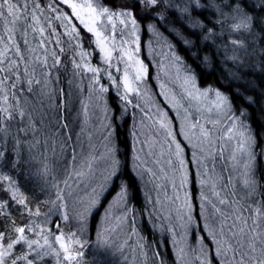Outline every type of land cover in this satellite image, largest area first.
I'll use <instances>...</instances> for the list:
<instances>
[{"label":"trees","instance_id":"trees-1","mask_svg":"<svg viewBox=\"0 0 264 264\" xmlns=\"http://www.w3.org/2000/svg\"><path fill=\"white\" fill-rule=\"evenodd\" d=\"M175 1L178 2L173 6L167 0H162L157 7L145 8L141 5L140 8L135 9L141 29L142 44L146 40H154L149 27L154 26L161 35L158 36L159 39L164 41L162 45L169 43L172 46L186 68L194 74L200 87L216 89L230 98L234 114L242 119L252 136L251 144L252 152H254L252 166L256 182L253 195L246 196L248 190H242L238 185L233 186L229 182L228 178L231 177L229 167H226L223 161L225 158L219 155L220 151L217 148L210 147L211 152L207 154L209 148L205 146V176L201 175L200 154H197V161L194 163L191 158L192 148L176 131V141L180 143L188 161V187L185 189L183 186L184 191L179 192V199L171 200L169 198L171 193L164 179L142 167L140 162L143 158L139 159V153L135 150L138 139L137 125L140 121L142 122L144 113L131 105L121 104L119 101L121 94L118 83L119 71L114 65L109 67L104 64L94 44L89 46L87 42L91 39L89 34L85 37L83 47L86 52L90 53L86 57L89 66L100 69L95 79H93V73L73 68L70 59L71 51L65 43L60 46L65 47L68 54L62 57V66L58 70H52L47 86L36 85L31 93L26 91L18 93L19 104L25 109L27 115L23 121L15 122L12 135H19L20 143L15 145V150H13V140L11 136L8 138V151L5 152V161L0 166V170L17 180L21 191L29 197V207L33 209L40 207L42 215L33 219L53 232L57 231L55 227L57 224L64 233L77 231L79 220L73 217L84 210L88 200L83 197L88 196V188H85L84 179L74 178L69 181V184L73 185L74 180L79 179L78 200L73 201L71 186L65 187L62 181L68 174L66 166L70 170L73 164V154L80 158L87 151L88 143L85 134L89 129L84 122L89 114V105L96 100L105 107L104 117L107 127L104 129L105 125L102 126L101 134L97 138V147L100 150L103 143L109 146L110 142L114 157L120 163L121 180L128 184L130 193L127 202L121 205L117 214V216L126 217L123 223L124 233L118 238L112 235L114 248L116 245H124L123 250L116 252L114 256H108L105 264H110L111 261H115L116 264H203L204 256L200 251L202 245L207 249L210 264H222L223 258L216 254V245L205 227L209 223L216 226L221 218L218 213L214 212L208 201L215 203L222 211L227 212L228 208L218 203L217 197L213 194L212 185L215 184L216 191H219L222 197L227 196L230 190L237 191L238 195L235 198L245 196L246 198L241 203L250 205L252 208L264 202V31H261L264 23H260L264 21V11L261 10L264 0H246L245 11L253 17L252 31L240 33L230 30V22H226L223 27L214 24L218 19H223L216 6H219L224 13H230L231 9L225 5L231 4L232 0H200L201 5L205 7L190 11L192 17L202 22V28L190 27L188 14L181 11L184 7L183 3L188 0ZM39 2L41 5L44 4V0H39ZM132 2L134 0H103L104 4L114 9H119L125 3ZM18 3L22 5L24 0H18ZM252 5L256 7L253 8ZM29 7H31L30 0ZM44 15L52 16L53 14L46 11ZM41 22L48 27L43 17H41ZM30 23V20L21 19L14 26L8 25V27H14L15 38L21 43L22 49L25 46L21 40V33ZM51 26L57 28V31H63L55 20L52 21ZM77 26L82 28L78 23ZM206 29H214V32L210 34ZM27 32L29 45L35 47L40 39L38 34H33L31 28H27ZM0 35H6L2 21H0ZM45 35L47 36L48 33L46 32ZM205 36L209 39L205 40ZM62 39L66 41L67 37L64 36ZM233 39L244 40L247 47V52L244 50L236 52L242 61L239 65L229 59L234 54L230 43ZM185 40L192 41V45L185 44ZM46 46L49 49L56 47L55 45ZM37 54H40L39 49ZM25 55L27 56V53ZM205 57L209 58L208 61H205ZM145 60L152 68L151 60L147 58ZM49 63H51V57H49ZM36 78L43 80L39 69ZM102 87L107 91L101 92ZM249 97L252 103H249ZM166 112H169V108ZM241 112L244 113L243 116ZM140 113L141 116H139ZM172 116H174L173 113ZM174 123L176 126L177 121L174 120ZM19 128H26L27 132H17ZM159 143L163 141L160 140ZM29 148H31V155L36 158L31 165L24 163L29 158ZM16 151L19 152L20 163L17 164V168H12L10 161L16 158ZM40 162L51 169V174L43 180L29 175L28 172L29 167L35 172L41 166ZM172 162H176V171L181 168L177 158L176 160L172 158ZM208 168H210L209 175H207ZM181 170L185 171L183 168ZM198 171L199 178L203 176V181H205L201 185L198 182ZM206 175L209 176L208 185ZM225 184L228 185L227 188L224 187ZM37 185H42L44 190L42 191ZM2 187L6 188L7 185H2ZM116 191L117 189L111 186L101 196L100 203L91 209L86 233L80 237L87 241L83 264H96L97 262L99 253L94 243L96 233L101 227L105 212L114 202ZM57 192L63 194V201L56 199ZM186 195H188L187 203L192 211L190 213L191 222H188V208L184 206ZM3 198H6V193L0 192V199ZM227 198L233 199L231 196ZM51 202H55L56 205L64 203L66 207L53 208L49 212L52 208ZM164 205L169 211H165ZM171 206H173V212L169 208ZM20 208L19 205L12 207L11 201L9 202V211L16 225L24 223V219L17 211ZM212 211L214 216L210 221L208 214ZM64 212L68 213L67 221L63 219ZM170 214H176L172 223L166 221ZM244 215L251 216L253 213L245 211ZM46 219L47 223H45ZM6 223L11 230L12 220L3 217L0 218V231H4ZM231 224L232 220L229 219L225 224V235L218 234L217 238L229 240L234 244V238L228 231ZM237 224L239 225V221ZM251 224L252 220L249 219L248 225ZM261 230L264 229H257V231ZM232 231H238V228ZM201 237L204 238L203 241ZM257 246L259 247V239H257ZM180 249L183 251L180 252ZM239 258L240 253L237 252L236 259ZM45 260L47 264H55L52 257H47Z\"/></svg>","mask_w":264,"mask_h":264},{"label":"snow or ice","instance_id":"snow-or-ice-1","mask_svg":"<svg viewBox=\"0 0 264 264\" xmlns=\"http://www.w3.org/2000/svg\"><path fill=\"white\" fill-rule=\"evenodd\" d=\"M161 2L162 0H134L132 3H125L119 9H113L104 4L103 0H44L43 5H41L39 0H30L31 7H29V0H24L22 5H19L18 0H0V21L4 23V33L6 34L0 35V166L5 161V152L8 151V138L11 136L13 140V150H15V145L20 143L19 135H12L15 122L23 121L27 115L25 109L19 104L18 93L25 91L31 93L36 85L43 84L47 86L49 77L52 75V70H58L62 66V57L68 54L65 47L60 45L65 43L68 45L71 51L70 59L74 69L91 72L93 73V79H95L100 69L91 67L86 62V57L90 53L86 52L83 47L85 37L88 34L92 35L94 39L87 41L89 46L94 44L102 55L104 64L111 67L113 52L117 51L115 42L116 24L119 23L123 28L129 29L128 35L135 36L140 28L135 9L140 8L141 5L145 6V8L149 6L157 7ZM245 4L246 0H232L231 4L225 5L231 9L230 13H224L219 6H216L217 11L220 12L223 19H218L214 24H219L223 27L226 22H230L229 27L232 32H251L253 17L245 11ZM61 5L67 6L70 12L64 11ZM202 7L205 6L201 5L200 0H188L181 9L183 13L188 14L190 27H203L202 22L192 17L190 11ZM252 7L255 8L256 6L252 5ZM261 10L264 11V5H261ZM46 11L53 15L45 16ZM41 17L48 24V27L42 24ZM159 18L162 19V17ZM21 19L31 21L26 26L25 31L21 33V40L25 46L23 49L21 48V43L15 38L14 27H8L9 24L14 26ZM53 20L58 22V27L63 29L62 32L57 31V28L51 26ZM74 21L78 22L82 28L78 27ZM260 23H264V21H260ZM149 27L154 33H157V29L154 26L150 25ZM27 28H31L33 34H38L40 38L35 47L29 45ZM206 31L211 34L214 32V29H206ZM261 31H264V27L261 28ZM46 32L48 33L47 36L45 35ZM64 36L67 37L66 41L62 39ZM204 39L207 40L209 37L205 36ZM124 43L126 41L122 40L118 58L119 60H123L126 66H134V81H141L147 73V68L142 61L136 58L135 53L139 49L138 47L134 50L127 49L123 47ZM184 43L191 46L193 42L185 40ZM230 43L234 54L229 59L234 64L239 65L242 61L236 52L239 50L247 52L246 44L241 39H233ZM46 45H55L56 47L49 49ZM38 49L40 50V54H37ZM25 53H27V56ZM49 57H51V63H49ZM173 59L175 62H181V58L175 53H173ZM204 59L208 61L209 58L205 57ZM38 69L43 80L36 78ZM117 71H119L118 68ZM110 78L114 81V78L111 76ZM180 79L182 80L180 87L183 90L181 99L186 97L189 101V106H191L192 101H200L201 98L207 97L209 90L201 91L196 86L194 74L189 72V74L180 77ZM123 87L125 90L124 99H127L128 92L138 91L133 86V82L129 80L127 68L124 71ZM100 91L104 92L107 89L102 87ZM214 96L215 101L213 107L205 110L212 112L214 108L218 116H225L233 121L225 128V134L229 140L239 136L237 148L231 155L233 161L237 160V152L248 153L249 159L243 165L244 171L241 173L240 180L242 188L248 190L246 196H251L255 193L256 189L251 162L252 153L250 151L252 142L251 133L249 132L246 135L244 131L240 130L247 126L242 121L239 125L236 123L239 117H236L233 113L230 98L218 90L214 91ZM248 99L249 103H252L251 97ZM171 100L174 107H184L181 101L176 98L175 94L172 95ZM184 112V119L187 121L190 115L188 108H184ZM243 115L244 113L241 112V116ZM207 123L211 124L212 128L205 127L199 121L194 123L190 122L187 124V127L192 130L198 129L200 143L207 141L211 144L213 142V130L220 123V120L208 119ZM29 124L31 125L30 119ZM159 124L168 136L173 137L175 155L180 167L183 168L185 164L183 149L180 143L175 140V136L171 130V122L166 112H161ZM17 132L26 133L27 129L19 128ZM183 134L186 139L191 141L192 137L187 132ZM192 146L198 147L199 145L193 144ZM220 151L222 152V149ZM35 160L36 158L31 155V148H29V158L24 163L31 165ZM72 161L73 164L70 166V170L66 166V172L68 174L62 181L65 187H70L69 181L74 178H90L96 174L94 165L97 162V158L91 152L80 158L73 154ZM10 163L12 168H17V164L20 163L18 151H16V158L11 160ZM40 163L41 166L35 172L31 170V167H29L28 172L29 175L43 180L51 174V169L43 162ZM101 175L103 182L98 187L92 189L90 198L84 206V210L76 213L73 217L79 220L77 231L64 233L58 224L55 225L57 231L53 232L51 229L42 227L37 223L33 218L42 215L40 207L37 206L35 209L29 207V197L21 191L17 180L0 170V192L6 193V198L0 199V218L7 217L9 220H12L11 230H9L6 223L4 231H0V264H47L45 260L47 257H52L55 264H83L84 249L87 241L80 237L86 233L91 209L100 203L101 196L111 186L117 189L112 206L125 204L130 195L128 184L121 180L120 163L114 156L107 158V166ZM186 178L187 174L185 173L181 179V187L184 186ZM231 179L232 177L228 178L229 182H231ZM201 183L203 184L205 181L202 180ZM2 185H7V187L4 188ZM37 186L41 187L42 191L44 190L42 185ZM54 186L58 187V185ZM224 187L227 188L228 185L225 184ZM212 191L217 197L218 203L220 205H226L228 208L227 212L222 211L215 203L208 201L214 212L218 213L221 218L216 226L209 223L205 227L208 235L216 245V254L223 258L222 264H264V230L257 231V229H264V202H260L257 207L252 208L250 205L241 203L246 198L245 196H241L239 199L235 198L238 195L235 190H230L227 196L222 197L221 193L216 191L215 184H213ZM228 196L233 197V199L229 200L227 198ZM56 199L63 201V194L57 192ZM10 201L12 207L16 205L21 206L17 211L22 219H24L22 225H16L15 220L12 219V214L9 211ZM51 203L52 208L49 209V212L53 208L66 207L64 203L60 205H56L55 202ZM184 206L188 208V222H191V206L187 203V197H185ZM245 211L253 213L254 215L245 216ZM44 215L47 217V213ZM63 219L65 221L69 219L67 212L63 213ZM125 219V216L110 218L107 211L105 212L104 220L96 233L94 242L99 253L96 264H105L108 256H114L116 252H122L124 245H116L114 248L112 234L118 230H122ZM181 219H183V216H181ZM205 219L207 220V217ZM229 219L232 220V224L229 226L228 231L231 233V237L234 238V244L229 240L217 238L218 234L220 236L225 235V224ZM249 219L252 220L250 226L248 225ZM237 221H239V225ZM45 223H47V219ZM235 228H238V231H232ZM13 233L15 234L14 236ZM200 239L203 241L204 238L201 237ZM257 239H259V247L257 246ZM245 240H247V243H245ZM179 251L182 252L183 249ZM200 251L204 256L203 264H210L206 247L202 245ZM237 252L240 253L239 259H236ZM229 254H231V257H229ZM110 264H116V262L111 261Z\"/></svg>","mask_w":264,"mask_h":264},{"label":"rangeland","instance_id":"rangeland-1","mask_svg":"<svg viewBox=\"0 0 264 264\" xmlns=\"http://www.w3.org/2000/svg\"><path fill=\"white\" fill-rule=\"evenodd\" d=\"M168 3H171L172 6L176 4L175 0H167ZM187 3H183L184 5ZM62 9L66 12H70V10L65 5H61ZM114 9V8H113ZM200 9V8H197ZM196 9V10H197ZM78 23V22H77ZM139 23V21H138ZM152 31V30H151ZM129 29L123 28L119 23L116 24V32H115V42L117 45V51L113 52V60L112 65L115 66V69H119V88L121 91L119 101L124 105H131L136 107V110H140L139 112H143V120L139 122L137 125L138 139L136 140L135 150L139 153V159L141 160L142 167L153 171L157 177L164 179V183L168 186V190L170 191V199L175 200L179 199V192L184 191L183 187H181V179L184 174L188 175V161L185 158L186 155L183 154V159L185 161L182 171L181 168L176 171V162H172V158L176 160L175 155V143H173V137L168 136L166 131L160 127L159 120L161 112H166L169 108V112H166L168 115V119L171 122V130L175 136L176 131H178L183 140L192 148L191 158L196 163L197 154H200V162H201V175L205 176V146L209 148L207 150V154H210L211 148H217L219 151L222 149V152H219V155L224 156L223 159L226 167H229L230 175L232 177L231 183L233 186L238 185L240 189L246 190L242 188V183L240 180L241 173L244 171L243 165L248 162V153H236L237 160L233 161L231 159V155L235 152L237 148V143L239 140V136L236 138L229 140L225 134V128L229 126L233 121L229 120L225 116H218L215 109L213 108L212 112H208L205 109L209 107H213V103L215 101L214 91L216 89L212 88H202L199 86L196 80V86L201 90H209L206 98H201L200 101H192L191 106H189V101L185 97L181 99V94L183 92L180 84L182 80L180 77H183L189 74V70L186 68L184 62H175L173 59V53L175 50L171 45L164 44V41L159 39V33H153V41L146 40L142 44L141 37V29L136 32L135 36H130L127 33ZM123 33V34H122ZM91 35V34H89ZM138 38V39H137ZM91 39H94L91 35ZM126 41L123 44V47L127 49H135L138 47L139 51L135 53L136 58L144 63L147 68V73L143 77L141 81H134V66H126L123 60H119V47L121 45V41ZM135 41V43H134ZM155 41V42H154ZM154 42V43H153ZM97 52L99 50L96 48ZM177 55V53H175ZM100 59H102V55L99 53ZM145 58L151 60L153 67L150 68L149 64L146 62ZM106 65V64H105ZM129 73V80L133 82V86L138 89V91H132L127 93V99H124L125 90L123 87V79H124V71L126 70ZM191 73V72H190ZM192 74V73H191ZM151 78V79H150ZM100 87V86H99ZM175 94L176 98L181 101L184 105L183 108L174 107L171 97ZM136 105V106H135ZM184 108H188L190 113L188 120L184 119L185 112ZM105 107L93 101V104L89 105V114L85 120V126L87 125L86 140L88 143V148L85 154L92 153L96 156L97 162L94 165L96 169V174L90 178H84L85 188H88V196L83 197L84 199L89 200L90 194L94 187H98L99 184L103 182V178L101 173L104 172L105 167L107 166V158L109 156H114L113 150L106 143L102 144L101 149L99 150L97 147V138L101 134L102 126L105 125L104 129H106L107 124H105L104 117ZM174 116H172V113ZM141 113L139 116H141ZM234 113V112H233ZM171 115V116H170ZM235 115V114H234ZM237 117V115H235ZM203 117V118H202ZM173 118V119H172ZM140 119V118H139ZM208 119L216 120L219 119L220 123L216 125L213 130V142L209 144L207 141L200 143L198 138V129L192 130L187 127L188 123H194L199 121V123L204 124L205 127L212 128V125L207 123ZM174 120L177 121V125L175 126ZM242 119L239 117V120L236 123L239 125ZM245 125V123H243ZM245 132L247 135L249 133L247 127L240 129ZM86 132V131H85ZM187 132L189 136L192 137L191 141L185 138L184 134ZM162 140L163 143H159ZM175 140L176 136H175ZM193 144H198V147H193ZM199 149V151H198ZM99 150V152H98ZM98 153H97V152ZM210 151V152H209ZM250 151L252 153V165L254 161V152H252V144L250 145ZM178 160V159H177ZM171 161V163H169ZM188 168V169H187ZM253 168V166H252ZM208 173H210V168H208ZM200 173L197 172L198 182L201 185V181L203 180V176L200 179ZM206 175V176H207ZM229 175V176H230ZM206 183L208 185L209 176L205 177ZM81 184V183H80ZM205 185V184H204ZM81 186H83L81 184ZM185 189L188 187V177L184 183ZM79 190V179L74 180L72 185L71 183V199L73 201H77V195ZM205 191V187H204ZM189 194V193H187ZM186 195L185 197H187ZM114 203V202H113ZM111 206L107 209V213L110 218L117 217V214L120 211L121 205ZM72 205H75L71 202ZM164 209L166 206L164 205ZM171 212H173V206L169 207ZM165 211H169L168 208ZM175 211V210H174ZM192 212V211H191ZM165 215V213L163 214ZM254 215V214H253ZM214 216L213 211L208 214L209 220L211 221ZM176 217V214H170V216L166 219L168 223H172ZM124 225V224H123ZM122 225V230H118L116 233L112 235L117 238L121 234L124 233V228ZM134 257V256H133Z\"/></svg>","mask_w":264,"mask_h":264}]
</instances>
